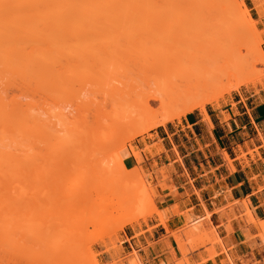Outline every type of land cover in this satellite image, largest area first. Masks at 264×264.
Segmentation results:
<instances>
[{
  "label": "rangeland",
  "instance_id": "374dc122",
  "mask_svg": "<svg viewBox=\"0 0 264 264\" xmlns=\"http://www.w3.org/2000/svg\"><path fill=\"white\" fill-rule=\"evenodd\" d=\"M161 7L157 0H111V21L77 22L70 19L65 23L61 58L57 52L56 55L51 53L53 51L48 52L58 57L56 60L61 59L57 61L58 65L53 60L48 61L47 66L50 68L46 69V61L39 66L35 60L37 63L33 62L38 65V69L35 66L34 69L13 74L15 76L4 73V78L12 76L14 82L10 79L7 81L3 73H0V90L4 86L6 88L3 89L5 93L1 91L2 97L5 99L7 95L8 100L5 99V102H9L11 97L15 98L18 113V147L13 152L18 153L14 154L15 158L12 157L16 162L8 159L15 166L11 170L14 174L9 172V178L7 169H12V166L9 165V168L6 164H0V175H5L3 179L0 178L3 180L0 193L4 197L2 200L0 194V202L9 206L6 211L8 215L5 210L0 212L3 219L9 217L7 222L1 219L0 223H3L0 227L9 222L7 226L13 232H6L10 235L9 240L1 228L7 240L2 239L3 235L0 238V244H4L0 247L3 250H0V264H201L216 255L215 246L220 245L216 232L213 228L205 227L204 218L190 215V203H173L165 207L163 192L169 195L174 191L168 169L154 167L150 172L142 167L145 154L153 155V149L159 151L158 143L150 145L148 140L152 141L151 132L160 125L135 131H128L123 126L128 133L124 132L123 136L120 133L116 139L108 140L105 135L112 131L104 127L106 119L122 117L120 121L123 125L130 124V127L133 122L140 120L137 118H145L148 114L149 109L140 101L137 104L132 103V99L127 101L129 105H134L129 112L125 111V102L124 106L120 105L119 109L125 111L123 114H134L136 111L138 116L134 114L132 118H123L117 105H112V84L116 81H111L109 68L111 45L128 47L130 56L125 60L128 64H140L154 59L169 43L173 29L175 33L177 29L173 21L175 19H170L172 15L164 19V14H158ZM257 7L260 11V7ZM158 15H161L164 22L156 26L153 24ZM158 29L163 31V37L156 38ZM257 30L262 31L258 27ZM152 31L155 37L151 35ZM252 38V34L247 31L249 44ZM260 38L259 47L255 48V60L258 63L255 64L254 72L262 76L264 62L257 60L260 53H256V50H263L262 35ZM3 81L8 83L4 84ZM162 81L163 78L152 80L150 84L155 86ZM236 92H240V95L236 96ZM252 93L258 96L257 101L264 98V75L253 83L223 93L204 107H220L232 102L234 96L243 99ZM151 107V110H156L159 103ZM200 109L197 107L193 111ZM23 114L29 116L26 125ZM180 119L174 118L169 122ZM98 122L106 129H101L100 134H94ZM115 129L117 131L118 128ZM131 129L135 128L131 126ZM96 136L102 139L101 143L95 142ZM107 140L110 147L114 148L108 146ZM123 141L125 146L119 150V155L127 170L132 169L134 182H131V177L127 179L131 183H126L124 178L120 179V170L117 174L111 173L114 176L106 172L108 169L116 173L120 169L114 167L111 161H115L116 150ZM105 147L109 148L106 154ZM133 150L140 153L139 160L132 154ZM76 160L81 161L77 164L84 163L85 170H81L80 175L75 169ZM105 160H110L109 166L112 164L113 168L106 166L108 164H104ZM8 161L3 163L11 164ZM102 164L105 165V171L100 170ZM96 168L98 170L95 171ZM102 172L106 174L102 175ZM60 177H64V183L59 181ZM76 177L79 180L71 186V179ZM130 234H133L132 239L128 238ZM257 237L264 242V233H258ZM3 248L9 249L4 251ZM200 251L201 254L197 255Z\"/></svg>",
  "mask_w": 264,
  "mask_h": 264
},
{
  "label": "bare ground",
  "instance_id": "6f19581e",
  "mask_svg": "<svg viewBox=\"0 0 264 264\" xmlns=\"http://www.w3.org/2000/svg\"><path fill=\"white\" fill-rule=\"evenodd\" d=\"M157 1L162 6L158 14H164V19H166V17L170 18V15H172L174 18L171 17L170 19H175L173 21L176 23L171 21L177 26L176 33L174 32L175 29H173V33L170 32L172 36H170L167 46L150 61L140 64H128V62H125L130 56V54L128 55V47L112 44L111 67L109 66L111 69V81H116L115 84L111 83L114 92V98L111 96L114 101L111 100L113 102V104H111L113 106L117 105L116 107L119 109L120 105L125 102L127 106H124V104L123 106L124 108L126 107L125 111L129 112L130 108L132 109L134 105H129L127 101L132 99L133 101L131 102L135 104L140 101L142 105L149 109L148 114L145 118H137L140 120H136L131 124V126L135 128L134 130L131 129V126L128 127L130 124L126 125L124 123L125 125H123L121 122L122 117L116 118V116H114L111 117V119L109 118V120L105 118L107 121H104L106 123L103 122L106 125L104 127L110 128L112 130L111 132H113V128H118L117 131L115 129L113 134L111 132H109L108 135L105 133L108 140L116 139L120 133H123L120 136H123L124 132L128 133L125 128H128V131H135L139 128L146 130L151 127L162 126L174 118L180 119L197 107H201V110L205 112L204 105L206 103H212L223 93H229L231 90H237L241 86L253 83L264 75H257L255 74L256 71L254 72L257 62L255 60V48L259 47L261 41L259 39H261L260 36L262 31L260 32L257 30L258 22L252 20L242 1ZM238 17H241L242 20H239L240 18ZM155 18L156 20L153 25L159 26L161 25L159 23L164 22V20L161 19V15ZM70 19H74L77 22L111 21V0H0V73H3V78L5 75L4 73L15 76L19 71L31 70L34 69L35 66L38 69V65L40 66L45 61L46 69L50 68L47 66L48 61L50 62L53 60V63H57V61L60 62L61 59L56 60L58 57H54L53 55H56L57 52L60 58L62 56L60 54L64 51L63 37L65 33V23ZM248 24L251 25L248 27ZM153 25H151V27ZM84 28L87 29L88 27L85 26ZM158 31V34L154 33L157 34L156 38L163 37V31L161 30V32L159 29ZM164 31L166 32L165 29ZM247 31L253 36L250 44L247 39ZM151 35H153V31ZM153 36L155 37V35ZM259 50H256V53H260V57L258 55L259 58L257 57V60L264 62V51L261 50V52H257ZM50 51L55 52V54L53 52H51L53 55L49 54ZM44 55L47 56L44 57ZM125 55L127 57H125ZM47 57H51L52 59L48 60ZM35 60L38 62V65ZM123 60L124 63L122 62ZM33 61L36 62L35 65ZM53 63H49L51 68ZM56 63L54 64L56 65ZM58 64L59 63H57V65ZM33 65L34 67H32ZM12 76L4 79L7 81L10 79L11 82H14V77ZM162 78V83L151 86L150 81ZM0 80L2 81V79ZM7 81H3V83ZM1 87L3 88L2 85ZM2 90H0V164H6L11 168V166L14 165L13 162H16L12 157L15 158L14 154L18 153L16 151L13 153L14 150H17L16 147H18L16 146L18 113L16 101L14 100L15 98L11 97V99L13 98L12 100L9 98L11 101L5 102L8 98L7 95H5L6 100L4 96L2 97ZM156 103H159V108L151 110V106ZM120 109L119 111L122 113L124 110L122 111ZM112 111L115 112V108ZM117 112L118 111H116V113ZM126 114H123V118L129 116V118H132V116H134L133 113ZM60 115L59 113V119H61ZM135 116H138V114H135ZM22 118L25 120V123L29 116L23 114ZM97 124V127H95L93 131L94 134H98L99 131L104 128L101 126V123L99 124L98 122ZM118 139H120V137ZM94 140L98 144L102 141V139L98 137ZM108 140L106 143L109 144L108 146L110 147V142ZM114 141L115 140H113V142ZM94 146L96 147V144ZM124 146L125 141L119 144L114 156L115 161H111L112 164L114 163V167L118 166L120 169H118L116 173H114V170H106L104 168L105 163L108 164L106 165L108 167L113 168V166L112 164L109 166L110 160L108 162L105 160L104 164H102L103 166L100 165V170L109 171L111 176H114L112 174L119 173L120 170V179L124 178L126 179V183H131L134 182V177H131V174L133 175L131 172L132 169L127 170L119 155V150ZM111 147L114 148V146ZM107 149L109 148L105 147V154ZM132 152L136 160H139L140 153L135 150ZM9 156H11V158ZM8 159L13 160V162L8 161ZM3 161H8L11 164L6 162L3 163ZM2 165L0 166L2 167ZM83 165L81 163L77 164L75 167L79 175L81 170H85ZM96 167H98V165ZM14 168L15 166H12V169H7L9 170L7 171V176L9 178L11 174H14V172L12 173ZM96 170L98 169L96 168L95 171ZM106 172H102V175L106 174ZM93 173L94 172H92V174ZM95 173L97 174V172ZM97 175H99V173ZM2 176L3 174L0 175L1 179H3L5 175ZM115 176L117 177V175ZM130 177L131 182H128L127 179ZM117 178L119 179V177ZM1 179L0 186L3 181H1ZM78 180V177L71 179L70 185L73 186ZM59 181L64 183V177H60ZM100 181H102V176L100 177ZM113 182L115 181L113 180ZM0 194L3 200L4 197L2 193ZM0 203V212L1 210L2 212H4V210L5 212L9 210H7L9 206H4L2 202ZM3 207L5 208L3 209ZM145 214L146 213L143 215ZM0 217L1 221V219H3L1 214ZM6 219L9 221V217ZM6 219H3V221L7 222ZM3 221L1 223H3ZM8 223H5V225H3L4 228L2 226L0 229L2 228L5 231V235L9 239V234L13 232L10 227L8 228ZM256 225L261 232H264V220L256 222ZM2 229L0 230V234L2 233L0 238H2L4 233ZM5 235H3L2 239H6ZM11 240L13 239L11 238ZM0 243H2V241ZM10 243L12 242L10 241ZM2 245L0 244V247H2ZM191 246L194 247L195 244H191ZM7 249H4V251Z\"/></svg>",
  "mask_w": 264,
  "mask_h": 264
},
{
  "label": "crops",
  "instance_id": "0c3cea01",
  "mask_svg": "<svg viewBox=\"0 0 264 264\" xmlns=\"http://www.w3.org/2000/svg\"><path fill=\"white\" fill-rule=\"evenodd\" d=\"M239 1L258 22L264 51V0ZM236 96L157 127L148 142L158 143L159 151L143 157L150 172L168 169L174 191L163 192L165 207L190 203V215L216 232V255L201 264H264V242L257 237L264 232L256 225L264 220V98Z\"/></svg>",
  "mask_w": 264,
  "mask_h": 264
}]
</instances>
